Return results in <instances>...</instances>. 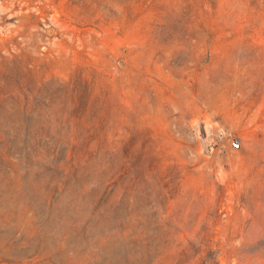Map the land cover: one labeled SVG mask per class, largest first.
<instances>
[{
	"label": "rangeland",
	"instance_id": "obj_1",
	"mask_svg": "<svg viewBox=\"0 0 264 264\" xmlns=\"http://www.w3.org/2000/svg\"><path fill=\"white\" fill-rule=\"evenodd\" d=\"M0 264H264V0H0Z\"/></svg>",
	"mask_w": 264,
	"mask_h": 264
},
{
	"label": "built area",
	"instance_id": "obj_2",
	"mask_svg": "<svg viewBox=\"0 0 264 264\" xmlns=\"http://www.w3.org/2000/svg\"><path fill=\"white\" fill-rule=\"evenodd\" d=\"M231 145H232L234 148H238V147H239V143H238V142H231Z\"/></svg>",
	"mask_w": 264,
	"mask_h": 264
}]
</instances>
